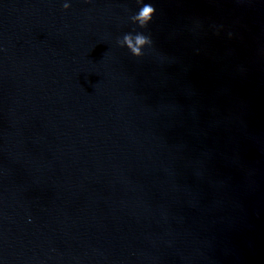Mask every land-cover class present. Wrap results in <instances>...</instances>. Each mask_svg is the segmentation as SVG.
Instances as JSON below:
<instances>
[{
  "label": "water",
  "instance_id": "obj_1",
  "mask_svg": "<svg viewBox=\"0 0 264 264\" xmlns=\"http://www.w3.org/2000/svg\"><path fill=\"white\" fill-rule=\"evenodd\" d=\"M62 2L0 0V264H264V0Z\"/></svg>",
  "mask_w": 264,
  "mask_h": 264
},
{
  "label": "clouds",
  "instance_id": "obj_2",
  "mask_svg": "<svg viewBox=\"0 0 264 264\" xmlns=\"http://www.w3.org/2000/svg\"><path fill=\"white\" fill-rule=\"evenodd\" d=\"M86 2L91 3V0H86ZM137 3L143 6H139L138 10L130 16V21L133 25L144 27L152 19L155 9L150 0L149 2L137 0ZM62 7L68 10L71 7V0H63ZM116 43L121 48L126 47L132 56L140 58L143 55V49L150 47L152 41L150 36L145 35L144 32L133 30L117 39Z\"/></svg>",
  "mask_w": 264,
  "mask_h": 264
}]
</instances>
